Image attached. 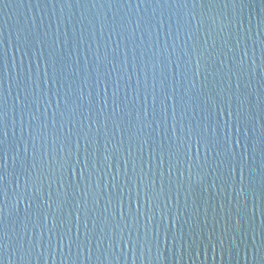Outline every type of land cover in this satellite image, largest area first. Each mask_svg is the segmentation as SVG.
<instances>
[{"label":"water","instance_id":"obj_1","mask_svg":"<svg viewBox=\"0 0 264 264\" xmlns=\"http://www.w3.org/2000/svg\"><path fill=\"white\" fill-rule=\"evenodd\" d=\"M0 113V264H264V0H0Z\"/></svg>","mask_w":264,"mask_h":264},{"label":"snow or ice","instance_id":"obj_2","mask_svg":"<svg viewBox=\"0 0 264 264\" xmlns=\"http://www.w3.org/2000/svg\"><path fill=\"white\" fill-rule=\"evenodd\" d=\"M2 121H3V114L0 113V123H2ZM61 167H63V165H61ZM0 179H2V178H0ZM151 198H152V199H155V198H156L155 194H154L153 197H151Z\"/></svg>","mask_w":264,"mask_h":264}]
</instances>
